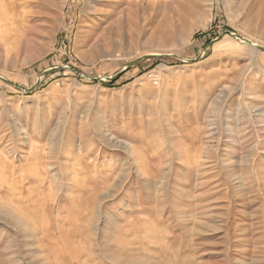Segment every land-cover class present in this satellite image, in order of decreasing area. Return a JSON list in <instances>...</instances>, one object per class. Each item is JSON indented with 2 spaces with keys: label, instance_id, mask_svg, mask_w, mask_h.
I'll return each mask as SVG.
<instances>
[{
  "label": "rangeland",
  "instance_id": "rangeland-1",
  "mask_svg": "<svg viewBox=\"0 0 264 264\" xmlns=\"http://www.w3.org/2000/svg\"><path fill=\"white\" fill-rule=\"evenodd\" d=\"M263 1L0 0V264H264Z\"/></svg>",
  "mask_w": 264,
  "mask_h": 264
},
{
  "label": "bare ground",
  "instance_id": "bare-ground-1",
  "mask_svg": "<svg viewBox=\"0 0 264 264\" xmlns=\"http://www.w3.org/2000/svg\"><path fill=\"white\" fill-rule=\"evenodd\" d=\"M25 0H21V3ZM95 5L91 6L92 13L95 17L94 22L96 23V27L102 28L104 30L109 29L114 23L122 24L124 21L128 20L130 14L133 12H138L140 9H145L146 7L141 5L142 3H138L139 0H93ZM162 1V0H161ZM262 1V0H261ZM159 2V1H158ZM264 2V1H263ZM160 3V2H159ZM264 4V3H263ZM15 5V4H13ZM13 5H10L13 7ZM18 5V4H17ZM262 5V4H261ZM15 8V7H14ZM7 9V7H6ZM134 17V16H133ZM132 18V17H131ZM94 20V19H93ZM95 25V24H94ZM94 27V26H93ZM95 29V28H94ZM103 29V28H102ZM97 30V29H96ZM247 38V37H246ZM249 39V38H247ZM252 43L257 45L254 41L249 39ZM261 46V45H260ZM251 48V47H250ZM255 51L253 48H251ZM158 55V54H156ZM231 87V86H230ZM224 90V89H223ZM230 91V90H229ZM222 93V91H221ZM220 93V94H221ZM222 95V94H221ZM220 97V96H218ZM218 101V99H217ZM264 106V105H263ZM263 108V107H262ZM262 111V110H261ZM261 111H259L261 113ZM250 113V112H249ZM262 114V113H261ZM226 116V115H225ZM264 125V124H263ZM230 133V132H229ZM201 165V164H200ZM137 173V172H136ZM111 217V216H110ZM22 221V220H21ZM115 224V223H114ZM18 225V224H17ZM19 226V225H18ZM24 231V230H23Z\"/></svg>",
  "mask_w": 264,
  "mask_h": 264
},
{
  "label": "water",
  "instance_id": "water-1",
  "mask_svg": "<svg viewBox=\"0 0 264 264\" xmlns=\"http://www.w3.org/2000/svg\"><path fill=\"white\" fill-rule=\"evenodd\" d=\"M224 35H228V36H230V37H232V38H234V39H236V40L241 41L242 43H244L245 45H247L249 48H250V47L253 48L256 52H262V53H264V47H263V46H260V45H258V44L255 45L254 43H252V42H251L249 39H247L246 37H243V36H241V35H238V34H235V33L229 32V31H223L221 34H219V35L216 37L215 40H219V39L221 38V36H224ZM210 45H211V41H209V42L205 45V47L203 48L201 54H199L195 59H192V60H185V61H186V62H189V63H193V62L198 61L199 59H201L202 55H203L204 52L210 47ZM153 57H173V58H177V59H179V57L174 56V55H170V54H158V55H156V54H147V55H144V56H142V57H140V58H137V59L131 61L130 63L126 64L118 74H116V75H114V76H112V77H108V78H107L108 83H109V82H113V81H115L116 79H118V78L121 76L122 73L126 72V71L129 70L130 68H133L134 66H136V65H137L138 63H140L141 61H143V60H145V59L153 58ZM62 68H64V69H68V67H62ZM62 68H60V69H62ZM55 69H56V68H55ZM69 69H70V68H69ZM70 70H71V69H70ZM47 72H48V71H44V72H43V75H44L45 73H47ZM80 75H81V77H84L82 74H80ZM0 82L6 84L7 86H10V87H13V88L19 89V90H21V91H24V92H26V93H32V92L36 89V86L39 84V80H36L33 86H31L30 88H25L24 86H21V85H19V84L13 83V82H11V81H9V80H7V79L1 77V76H0Z\"/></svg>",
  "mask_w": 264,
  "mask_h": 264
},
{
  "label": "trees",
  "instance_id": "trees-1",
  "mask_svg": "<svg viewBox=\"0 0 264 264\" xmlns=\"http://www.w3.org/2000/svg\"><path fill=\"white\" fill-rule=\"evenodd\" d=\"M138 67H140V65H137V66H135L134 68H138ZM129 70H127L126 72H128ZM121 77V76H120ZM119 77V78H120ZM118 78V79H119ZM118 79H116L115 81H113V82H109V83H103L102 85H104V86H110V85H112V84H114Z\"/></svg>",
  "mask_w": 264,
  "mask_h": 264
}]
</instances>
